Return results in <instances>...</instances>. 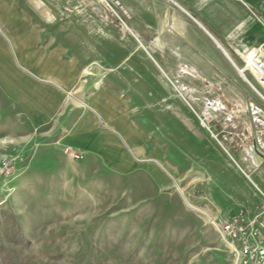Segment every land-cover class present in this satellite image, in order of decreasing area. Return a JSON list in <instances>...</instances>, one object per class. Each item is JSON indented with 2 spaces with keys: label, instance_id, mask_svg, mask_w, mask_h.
Here are the masks:
<instances>
[{
  "label": "rangeland",
  "instance_id": "1",
  "mask_svg": "<svg viewBox=\"0 0 264 264\" xmlns=\"http://www.w3.org/2000/svg\"><path fill=\"white\" fill-rule=\"evenodd\" d=\"M20 1L43 39L80 65L74 97L124 86L129 127L106 128L94 112L109 133H101L106 149L63 144V113L36 121L31 81L0 24V264H235L219 223L261 203L249 156L264 141V92L234 66L231 88L166 74L156 27L139 17L133 26L114 0ZM174 182L213 221L189 208Z\"/></svg>",
  "mask_w": 264,
  "mask_h": 264
},
{
  "label": "crops",
  "instance_id": "2",
  "mask_svg": "<svg viewBox=\"0 0 264 264\" xmlns=\"http://www.w3.org/2000/svg\"><path fill=\"white\" fill-rule=\"evenodd\" d=\"M120 1L132 14L133 26L139 17L142 25L156 27V63L166 74L187 72L206 87L231 88L233 66L246 81L239 68L245 55L251 58L260 54L264 59V0ZM29 4L0 0V24L12 35L22 70L31 81L29 94L37 105L36 121L42 116L50 118L49 114L63 113L56 124L62 132L63 144L84 151L106 149L109 141L101 137L99 119L107 124L106 128L125 126L127 132L129 127H126L127 109L118 92L124 86L98 84L95 88L91 86V93L83 99L74 97L71 88L80 75V65L70 61L62 48L54 49L52 39H43L42 23L29 11ZM140 31L141 39L148 41L143 28ZM165 57L172 58V62L166 63ZM103 134L109 135L105 131ZM254 155L256 160L250 156L249 159L258 172L256 185L264 191L263 140L256 144ZM255 212L247 216L252 217Z\"/></svg>",
  "mask_w": 264,
  "mask_h": 264
},
{
  "label": "built area",
  "instance_id": "3",
  "mask_svg": "<svg viewBox=\"0 0 264 264\" xmlns=\"http://www.w3.org/2000/svg\"><path fill=\"white\" fill-rule=\"evenodd\" d=\"M123 15L130 17V12L117 0ZM244 61L253 73V81H246L258 94L264 92V59L260 54L251 58L246 55ZM75 158L78 153L71 152ZM261 203L252 217L244 214L228 217L219 223L221 235L227 242L235 259V264H264V191L255 185Z\"/></svg>",
  "mask_w": 264,
  "mask_h": 264
},
{
  "label": "bare ground",
  "instance_id": "4",
  "mask_svg": "<svg viewBox=\"0 0 264 264\" xmlns=\"http://www.w3.org/2000/svg\"><path fill=\"white\" fill-rule=\"evenodd\" d=\"M245 69H250V67H249V65L244 61V64H243V66L241 67L240 72H242V74H243V71H244ZM85 72L88 73L87 70H85ZM243 77H244V74H243ZM244 79H245V77H244ZM245 80H246V79H245ZM246 81H248V80H246ZM81 103H83V102H81ZM205 113H206V112H205ZM203 114H204V113H203ZM210 116H211V115H210ZM211 118H212V117H211ZM205 119H206V118H205ZM203 123L205 124V126L207 125V122H204V121H203ZM208 124H209V123H208ZM250 157H251L252 160H254V159L256 160V157H255L254 154H251ZM135 159H137V158L135 157ZM154 162L156 163V165H157L160 169L166 171V169L164 168L163 164H161L158 160H154ZM255 162H256V161H255ZM169 175H170V174H169ZM175 186H176V188L178 189V191H179L181 197L183 198L184 202L186 203V205H187L189 208H191V209H193L194 211L200 213V214L203 215L206 219H208V220H210V221H213V219H214L213 216H212V215H211L206 209L201 208V207H198V206L192 204V203L188 200V198H187L186 195L184 194L183 189L178 185L177 182H175Z\"/></svg>",
  "mask_w": 264,
  "mask_h": 264
}]
</instances>
